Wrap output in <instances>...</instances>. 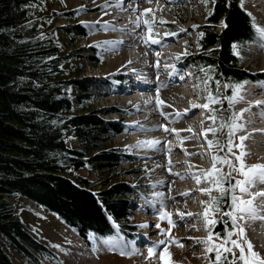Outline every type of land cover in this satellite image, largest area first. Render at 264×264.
Wrapping results in <instances>:
<instances>
[{"label": "trees", "instance_id": "1", "mask_svg": "<svg viewBox=\"0 0 264 264\" xmlns=\"http://www.w3.org/2000/svg\"><path fill=\"white\" fill-rule=\"evenodd\" d=\"M207 2L213 4V10L208 23L198 28L200 49L185 57V63L207 69L228 85L264 76V71L251 73L243 67L232 47L235 43L245 48L259 35L252 26L254 17L242 7L243 0ZM39 4L40 0H0V264H17L10 252L30 264H42L43 254L53 255L21 218L19 208L23 206L18 203L23 199L33 201L84 238L94 233L110 241L117 238V230L127 240L135 238L130 233L136 230L131 219L132 188L119 182L96 192L80 173L87 159L100 150L102 137L123 130L87 111L94 102L93 84L71 78L72 58L53 39L48 15L37 14ZM66 17L74 18L71 12ZM221 19L227 27L219 32L215 24ZM166 25L174 28L170 22ZM62 30L72 46L74 33L86 36L79 27ZM177 35L183 36L179 31ZM213 94L219 97L214 103V128L220 130L233 114L224 99L232 95V88ZM69 132L79 140L82 150L68 148L65 136ZM223 136L227 140L228 127ZM222 139H214L221 146L218 154L230 157ZM95 160L114 173L123 161L134 163L135 157L105 148ZM229 203L225 197L219 210L211 205L209 208L216 221L212 233L220 234L213 235L220 242L226 230H231L232 221L226 215ZM223 255L231 258V253ZM210 259L215 257L211 255Z\"/></svg>", "mask_w": 264, "mask_h": 264}, {"label": "rangeland", "instance_id": "2", "mask_svg": "<svg viewBox=\"0 0 264 264\" xmlns=\"http://www.w3.org/2000/svg\"><path fill=\"white\" fill-rule=\"evenodd\" d=\"M159 2L164 7L172 8L173 11L166 12L162 15L160 13L148 14L149 17L145 16L141 18V24L143 25L144 19L154 21L156 18H162L165 22L172 23L174 25L172 30L167 28L163 23L157 25L154 30L164 33H174L169 34L168 37H170L171 41L176 39L175 42L182 43L180 44V49L176 52V55H181L180 57H183L180 58L179 62L182 63L185 57L194 54L200 49L198 39L201 36V32L198 28L208 23L207 18L212 13L213 4L202 0H168L167 2L166 0H161ZM258 4L259 2L256 0H244L242 6L244 10L251 13V16L255 18L258 25L264 26V15H259L257 13L259 7ZM39 7L40 11H38L37 14L44 13L46 16L48 15V21L50 22L48 26L51 25V30H53V39L60 45L64 54L72 58L71 62L74 67L72 69L73 73L71 78L89 81L93 84L94 102L92 107L87 111L100 116L106 121L116 123L118 127L124 130L121 133L111 132L105 134L99 142L100 150L111 148L117 150L121 156L131 155L135 157L134 163L125 160L118 167V170L113 173L112 171H108L107 167H105L101 161L95 160V156L99 154L100 151L98 149L94 152L92 157L87 159L86 167L80 172L87 178L96 192L106 190L119 182L128 184L134 191L130 196L132 203L131 219L132 225L134 228L136 227V230L130 231V233L132 232L135 238L127 240L117 230V238L114 240L104 241L95 235V240L93 242L89 241L87 238L84 239V244L87 246L89 245V252L97 262L94 264H100V257L105 259L104 264H150L153 259L156 260V264H203L208 262L211 255L215 257V252H207L206 255L204 254L206 249L205 240L209 235V232L215 227L216 223L215 221V223L209 224L208 227H205V217L203 212L206 206L210 208L209 195L207 193L196 192L191 197L180 196L179 191H181L180 184H182V179L171 177V174L168 172L169 169H176L175 171H177V168L183 167L189 177L188 182L194 184L196 180L192 177L191 173L197 170V166H187L184 162L180 164V166L174 167L172 166V162L170 164L168 160H164V156L161 157V163L150 164L148 160L140 157L139 154L141 150L139 148H127L129 138L127 137V126L136 117H133L135 113L130 111L134 104L126 100L131 96H125L119 91L132 88L134 85V83L131 82V78L128 77L133 68L120 67L112 71V73L107 70L108 62L106 58V49L110 47V44L118 43L116 41H109L108 43L93 42L94 33L91 30H95L96 28L83 21L76 6L74 7L68 0H40ZM251 7L253 9H251ZM68 12L72 13L74 16L73 19H68L66 17ZM135 17L136 16H134V18ZM221 20L215 24V28L219 32L224 29V27L221 26ZM122 24L124 25V23H120V25ZM75 27L81 28L86 36L81 37L74 33L72 40L75 41V45L72 46L68 37L64 35L62 29L69 28L74 31ZM132 27L137 28V24H133ZM146 28L147 27H145V29ZM181 29H183V31H181ZM146 31L147 35H149L148 30ZM177 31L181 32L183 36L179 37ZM128 34L124 33L125 36ZM150 43L152 42L150 41ZM263 46L264 37H261L259 34L256 43H251L245 48L237 45L234 53L241 59L243 67L251 73H257L264 70V68L261 66L253 68L251 66L249 63V60L252 58L250 51L256 49L264 50ZM185 52H187V55H184ZM195 69L197 71L196 76H190V74L186 75L185 71L181 70V77H185V80L181 81L183 82V85L181 86L184 89H189V92H192L194 95L197 85L194 84L193 81H195V78H198L199 88L204 96L201 100L203 103L205 99L208 98L209 92L215 96L213 92H220V90L223 92L227 89L224 87L226 83H222V81L220 82L213 74H210L207 69L198 66H196ZM123 77L124 81L122 80ZM213 80L214 82H212ZM217 81H219V85H217ZM187 82L193 84L195 88L187 87L185 85ZM217 88H220L219 91H217ZM241 91L242 89L239 94H243V91ZM117 107L119 108L116 109ZM209 107L215 109L214 103H209ZM230 109L233 113H238L233 103ZM207 115L208 117H211L214 116V113L209 112ZM141 116H145V114ZM213 125H215V121L211 120V125L209 127H213ZM216 127L218 131L215 132V134H213V132H206V137L213 138V141L216 137L223 138V142L227 143V140L224 139L223 136L227 126L220 127V130L218 126ZM197 131L200 133L199 128H197ZM188 132L190 135L194 133L193 129ZM181 136V132L173 131L172 139L181 147V154L185 155V153H187L185 149L186 140H180ZM65 142L71 150H82L81 143L75 137L73 132L66 134ZM240 143L239 135L235 129L233 144ZM202 144V147L205 149L206 158L208 159V165L210 164L211 166L212 156L217 155L216 149L219 148L220 150L221 146L214 142L213 149L209 150V147L206 146L204 142H202ZM232 151L239 153L240 149L234 147ZM247 157L246 154L244 160L246 164L251 165ZM217 167L220 168L219 163L217 164ZM221 171H228L227 164L223 165ZM232 176H238L237 172L233 171ZM177 181L179 185L178 183L176 184ZM198 186L207 187L209 185L202 179ZM171 190H177L175 191L177 193L170 194ZM157 193L160 195H155ZM217 194V190L213 188L212 195L215 196ZM202 201L205 203L202 204ZM18 204L19 206H23L19 208L21 218L28 224L34 235L46 245L53 254L50 255L46 253L41 255L40 260L42 264H72V258L76 254H81V250L73 241V232L75 231L68 228L56 216L40 209L31 200L23 199ZM193 208H196L197 210L196 215H187V213H191ZM162 210L171 213V216L161 218L159 213ZM169 219L173 221L171 225L168 223ZM208 219L215 220V217L211 216V213L209 212ZM194 221H197L195 226L192 225ZM244 222L245 220L240 223L244 224ZM157 224H159V228L157 227ZM161 229H170V231H161ZM246 236L249 239L247 234ZM232 238H236L235 233ZM161 240L166 241L167 243L163 245L154 244V242ZM212 240L217 244L222 243L216 240L214 236L212 237ZM57 245L59 247H57ZM94 245L97 249L96 251H93ZM110 245H114L115 250L110 251ZM150 247L153 248L151 256L148 255V249ZM121 249L125 252H131L132 254L121 255ZM236 252L238 255L239 250L237 249ZM10 255L17 264H30L15 252H10ZM67 258H69V260Z\"/></svg>", "mask_w": 264, "mask_h": 264}, {"label": "bare ground", "instance_id": "3", "mask_svg": "<svg viewBox=\"0 0 264 264\" xmlns=\"http://www.w3.org/2000/svg\"><path fill=\"white\" fill-rule=\"evenodd\" d=\"M68 1L74 7L76 6L83 21L96 28L95 30H91L94 33L93 42L108 43L109 41H116L118 43L110 44V47L106 49L107 70L112 73V71L120 67L133 68L128 77L131 78V82L134 85L132 88L119 91L125 96H131L126 100L134 104L130 111L134 112L133 117H136L127 126V137H129L127 148H139L141 150L140 157L148 160L150 164L161 163V157L164 156V160H171L174 167L180 166V164L185 162L187 166H197V170L200 168H210L211 166L210 164L208 165V159L205 155V149L202 147V141L207 140L205 138L206 132L203 129L211 125V120L207 118V113H213V111L209 110L211 107L192 106L193 104H205L201 101L204 96L199 88L198 78H195L197 91L194 95L192 92H189V89H184L181 86L183 85L181 81H184L185 77H181L180 72L182 65L185 63H179L181 55H176V52L180 49L179 47L182 43L175 42L176 39L171 41L168 35H164V32L154 30L157 25L164 23L162 18H156L152 31H148L150 36L159 40V43L152 44L150 41L146 43L141 39V36L145 38L149 36L146 31L148 28L145 29L147 26L141 24L140 27H132L136 23L138 16L141 18L145 16L149 17L152 13H160L162 15L173 11V9L164 7L159 2L161 0H150V2L149 0H120L119 5L115 3V0H108L109 6L106 7H102L105 0ZM256 1L259 2L258 6L260 7V9L258 7L257 13L264 15V0ZM144 9H150V12L141 15ZM134 16L136 17L134 18ZM105 22H107L106 26ZM120 23H124V25H120ZM124 33L129 34L125 36ZM157 53L160 55L157 56ZM250 54L252 55V58L249 60L251 66L253 68L258 66L264 68V50H252ZM196 74L194 73L193 75L196 76ZM157 89H159V93H157ZM157 95L165 103L158 106ZM242 97L243 99L239 102L233 103L237 112L239 113L241 109L247 110L248 108H253L260 118L255 117L253 114L245 117L247 116L246 112H242L241 124L243 127L237 128L236 132L239 137L246 136L243 144L249 162L251 164L264 163V104L258 105L253 103L255 101H264V80L257 88L251 87L245 90ZM206 101L208 102L207 99ZM184 109H188V111L185 112ZM178 111L180 112L179 116L176 114ZM143 114L145 116H141ZM198 127L201 130L200 133L197 131ZM172 129L179 130L178 132L182 133L181 138L185 136L189 137L188 139L180 138V140H186L185 149L187 153L185 155L181 154V147L172 139ZM188 129H193L194 133L190 135ZM192 137L196 141H193ZM153 139L159 140V143L155 146L138 144V141H151ZM210 140H213V138H210ZM177 169V171H175L176 169H171L168 172L171 174V177L182 179V184H180L181 191H179L180 196L191 197L196 192L202 193L199 191V188L202 186H198L196 182L194 184L188 182L189 177L183 167ZM252 187L263 188L264 183H257ZM175 191L171 190L170 194L177 193ZM185 192H187L186 195L183 194ZM261 197L263 196H256L254 204L257 208L261 206L258 215L264 216V205L260 204ZM245 198L247 197L245 196ZM191 213L196 215V208H193ZM260 222L261 219L249 218L245 220L243 226L255 250L264 255V241L260 240L259 231H257ZM196 223L197 221H194L192 225L195 226ZM75 232H73V241L81 250V254H76L72 258V264L97 263L89 252L90 247L84 244V238ZM94 235L93 233H88L86 238L93 242L95 240ZM67 259L69 260V258ZM99 261L100 264H104L105 259L100 257ZM150 264H156V260L153 259Z\"/></svg>", "mask_w": 264, "mask_h": 264}, {"label": "snow or ice", "instance_id": "4", "mask_svg": "<svg viewBox=\"0 0 264 264\" xmlns=\"http://www.w3.org/2000/svg\"><path fill=\"white\" fill-rule=\"evenodd\" d=\"M150 2V0H149ZM207 2V0H205ZM115 3L119 5L120 0H115ZM108 5V0H105L102 7H106ZM150 12V9H144L141 15L143 13ZM251 16V13H249ZM174 23V21H173ZM221 26L226 28L227 23L224 20H221ZM107 22H105L106 26ZM137 27L141 26V17L138 16L136 19ZM143 25L147 26L148 31L151 32L154 27V21L149 19L143 20ZM252 26L256 29V31L260 34L261 37H264V26L257 25L255 22V19H252ZM183 31V29H181ZM174 33H164V35H169ZM141 39L144 40L146 43L148 41H151L152 43H159V40L154 39L152 36H147L145 38L144 36H141ZM233 50L236 49L235 43L232 45ZM160 54L157 53V56ZM184 55H187V52L184 53ZM238 55V53H237ZM211 68V66H209ZM264 71V70H262ZM211 79V77H210ZM206 83V82H205ZM246 82H240L236 85H228L225 84L224 87L232 88V95L226 96L224 99H227L229 108H231L232 103L235 100L243 99V97L239 94L240 90L242 89V85ZM217 85H219V81H217ZM217 91H219V88H217ZM157 93H159V89H157ZM157 104L158 106L162 103H165L159 99V96L157 95ZM208 102H206L203 105H195L193 104V107H204L209 108V103H218L219 97L213 96L211 92L208 94L207 98ZM255 104H264V101H255L253 102ZM210 111L215 112V109H209ZM185 112L188 111V109H184ZM245 109H241L239 113L234 112L229 118L226 123V126L228 127V138L226 146L228 148V152L231 153V157H228L227 155L224 156H218L213 155L212 156V166L208 169L200 168L197 171H194L191 173L192 177L196 180L197 184L201 183V180L203 179L209 186L207 187H200L199 191L202 193H207L210 198V205L216 210H219V203L224 200L225 197H228L230 199V203L228 204L229 211L227 212V216H229L232 220L231 230H226V234L223 236V242L220 244H217L215 241L212 240L213 235L219 236V233H211L209 232V235L207 236L205 240L206 249H205V255L207 252H215V259H209L208 264H224V261L227 260V264H264V255H262L260 252L254 250V246L251 243V241L246 236V230L242 223H240L243 220L252 218V219H264V216H259L258 213L260 211L259 208L254 204V198L258 195L264 196V192L259 193H250V188L257 183H264V163H255V164H246L244 157L246 155V151L244 150L243 141L246 139V136H240L239 140L241 141L240 144H233V135L234 131L237 128L243 127L242 124L236 123L238 119H240V114L244 112ZM178 116L180 115V112L178 111L176 113ZM210 120L215 121L217 117L211 116L207 117ZM225 124L222 123L220 127H224ZM166 128V126H165ZM167 130V129H166ZM217 129L214 127H208L204 128V132H213L215 134V131ZM171 131L178 132L177 129H172ZM188 131H191V129H188ZM188 136L182 137L181 139H188ZM207 139V137H205ZM159 143V140L153 139L151 141H138V144H149V146H155ZM219 144V141H217V145ZM208 147L209 150H212L214 147L213 140H208ZM239 148V153L233 152V148ZM217 151L219 148L216 149ZM169 163L171 164V160H169ZM220 164V168L217 167V164ZM224 164H227L228 171L222 172L221 168ZM171 171V169H169ZM235 171L238 174L239 178L233 177L232 172ZM235 180L233 183L232 181ZM215 188L218 192L217 196L212 195V189ZM239 193V194H238ZM248 194L247 198H245V194ZM184 195L187 194V192L183 193ZM160 195V194H155ZM204 204L205 202H201ZM209 214V207L204 208L203 215L205 217V227H208L209 224L215 223V220H209L208 219ZM159 215L161 218H164L165 216H171V213H168L164 210H162ZM187 215H192V213H187ZM168 223L171 225L173 221L169 219ZM157 227L159 228V224H157ZM161 231H170V229H161ZM235 233L236 238L233 239L232 236ZM104 239V238H102ZM166 241H158L154 242V244H166ZM228 245H231L232 247H229ZM57 247H59L57 245ZM239 250V254L237 255L236 250ZM95 245L93 246V251H96ZM109 250H115L114 245L109 246ZM227 253H231V258L228 259L226 255H223ZM153 253V248L148 249V255L151 256ZM121 255H131V252H125L123 249L120 251Z\"/></svg>", "mask_w": 264, "mask_h": 264}]
</instances>
